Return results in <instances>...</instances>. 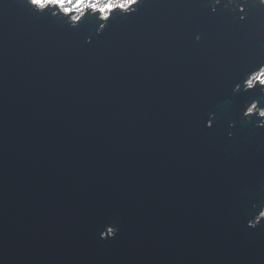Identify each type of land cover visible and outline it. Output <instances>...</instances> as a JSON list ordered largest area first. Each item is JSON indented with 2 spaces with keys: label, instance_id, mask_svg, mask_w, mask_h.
Returning <instances> with one entry per match:
<instances>
[{
  "label": "water",
  "instance_id": "1",
  "mask_svg": "<svg viewBox=\"0 0 264 264\" xmlns=\"http://www.w3.org/2000/svg\"><path fill=\"white\" fill-rule=\"evenodd\" d=\"M52 7L0 0V264H264V4Z\"/></svg>",
  "mask_w": 264,
  "mask_h": 264
},
{
  "label": "snow or ice",
  "instance_id": "2",
  "mask_svg": "<svg viewBox=\"0 0 264 264\" xmlns=\"http://www.w3.org/2000/svg\"><path fill=\"white\" fill-rule=\"evenodd\" d=\"M28 3L34 9L40 10L41 12L51 6H55L60 8L65 16L71 15L74 12L78 13L77 15H72V20L75 22L73 27H76L78 26V23L81 22L82 18H86V14L89 12V10L93 13L100 14L101 19L108 21L113 16V14L117 12V10H119V12H127L132 8L133 5L138 3V0H28ZM260 3L264 4V0H260ZM65 5H68V7ZM211 10L213 12L216 11L215 5H211ZM233 12H235V9H233ZM241 13H243V11H241ZM239 19L243 21L245 16L241 14ZM100 27L105 28L106 26L102 24ZM194 40L199 42L201 40V36L199 34H195ZM89 42L91 41L89 40ZM257 67L258 71H256L254 75L247 80L249 87L253 86L254 81L264 85V66L258 65ZM232 92L233 94H236L239 92V89H232ZM255 107L256 105H252V107L248 109L249 115L252 113V109ZM211 112L213 113V116L216 117V111L212 110ZM260 115L264 116V112H261ZM215 119L207 118L206 127L211 128L215 122ZM228 135L231 136L232 133L229 132ZM248 226L255 228L258 225L252 224Z\"/></svg>",
  "mask_w": 264,
  "mask_h": 264
},
{
  "label": "built area",
  "instance_id": "3",
  "mask_svg": "<svg viewBox=\"0 0 264 264\" xmlns=\"http://www.w3.org/2000/svg\"><path fill=\"white\" fill-rule=\"evenodd\" d=\"M51 8H53V7L51 6ZM57 8H58V7H57ZM58 9H59L60 12H62V10H61L60 8H58ZM62 13H63V12H62ZM88 13H91V11L89 10ZM77 14H78V13H75V12H74V13L71 14V17H72V15H77ZM98 16L100 17V14H98ZM252 105H254V104H252ZM252 105H251L250 107H252ZM250 107H249V108H250ZM249 108H248V109H249ZM254 110H255V109H254ZM256 110H257L258 113H259V110H260V109H256ZM259 114H260V113H259Z\"/></svg>",
  "mask_w": 264,
  "mask_h": 264
},
{
  "label": "rangeland",
  "instance_id": "4",
  "mask_svg": "<svg viewBox=\"0 0 264 264\" xmlns=\"http://www.w3.org/2000/svg\"><path fill=\"white\" fill-rule=\"evenodd\" d=\"M253 75H254V74H253ZM253 75H252V76H253ZM252 76H250L249 78H251ZM246 82H247V81H246ZM246 86H248V84H246ZM253 111H256V110H254V108H253V109H252V112H253ZM261 112H263V110H259V113H261Z\"/></svg>",
  "mask_w": 264,
  "mask_h": 264
},
{
  "label": "clouds",
  "instance_id": "5",
  "mask_svg": "<svg viewBox=\"0 0 264 264\" xmlns=\"http://www.w3.org/2000/svg\"><path fill=\"white\" fill-rule=\"evenodd\" d=\"M66 7H68V5H65Z\"/></svg>",
  "mask_w": 264,
  "mask_h": 264
}]
</instances>
